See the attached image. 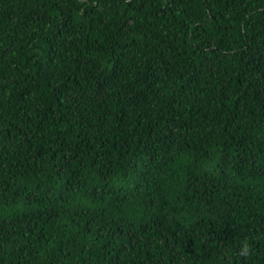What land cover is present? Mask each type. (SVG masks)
Wrapping results in <instances>:
<instances>
[{
    "label": "trees",
    "instance_id": "obj_1",
    "mask_svg": "<svg viewBox=\"0 0 264 264\" xmlns=\"http://www.w3.org/2000/svg\"><path fill=\"white\" fill-rule=\"evenodd\" d=\"M0 264H264V0H0Z\"/></svg>",
    "mask_w": 264,
    "mask_h": 264
}]
</instances>
